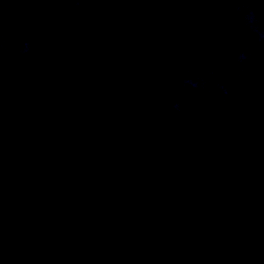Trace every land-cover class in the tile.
I'll return each instance as SVG.
<instances>
[{
  "label": "clouds",
  "instance_id": "9594fccd",
  "mask_svg": "<svg viewBox=\"0 0 264 264\" xmlns=\"http://www.w3.org/2000/svg\"><path fill=\"white\" fill-rule=\"evenodd\" d=\"M70 3L74 9H79L80 0H70ZM233 14L239 15L241 12H244L242 19L243 30L249 35L255 37L256 42L260 45H264V28L259 26V21L254 9L248 8L245 11V5L236 0L235 6L232 9ZM17 42L10 44L7 38L3 35H0V59H7L15 52V56L20 58H27L33 54V49L31 44L27 41H20L19 46L16 47ZM253 56L249 53L248 46H242L241 51L236 56L235 63L236 68L234 70V79L240 80L241 78L247 75L243 66L247 63H250L253 60ZM215 72L213 69L209 68L206 70L205 76H201L199 73H193L191 70L186 71L184 76L179 82L180 92L189 90L192 92L200 91L206 93L209 96H213L215 99L220 100L221 102L227 101L229 98L228 89L216 83L212 77H214ZM214 107L215 105H211ZM170 110L177 115H183L186 111V107L180 102L179 99L170 102Z\"/></svg>",
  "mask_w": 264,
  "mask_h": 264
}]
</instances>
